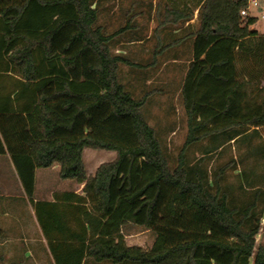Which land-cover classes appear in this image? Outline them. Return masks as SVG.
Instances as JSON below:
<instances>
[{
    "label": "trees",
    "instance_id": "obj_1",
    "mask_svg": "<svg viewBox=\"0 0 264 264\" xmlns=\"http://www.w3.org/2000/svg\"><path fill=\"white\" fill-rule=\"evenodd\" d=\"M248 3L0 0V113L28 120L25 145L4 130L0 154L29 199L37 168L58 163L91 206L57 264H264V34ZM178 67L187 133L174 157L176 119L153 124L147 110L175 91L158 80ZM86 148L117 155L89 175ZM129 222L153 231L151 248L126 242Z\"/></svg>",
    "mask_w": 264,
    "mask_h": 264
},
{
    "label": "crops",
    "instance_id": "obj_2",
    "mask_svg": "<svg viewBox=\"0 0 264 264\" xmlns=\"http://www.w3.org/2000/svg\"><path fill=\"white\" fill-rule=\"evenodd\" d=\"M197 13L198 10L193 22ZM0 119V133L5 130L9 137L6 140L2 135L5 144L14 148L25 145L26 113H0ZM3 163L8 165V170ZM100 164L88 171L89 175ZM84 185L75 179L61 178L60 165L55 163L37 168L34 199H29L11 152L0 154V253L6 257L3 264H57L56 256H72L80 247L79 235L87 229L85 215L91 210ZM131 223L122 227L126 241L133 235V230L125 229Z\"/></svg>",
    "mask_w": 264,
    "mask_h": 264
},
{
    "label": "rangeland",
    "instance_id": "obj_3",
    "mask_svg": "<svg viewBox=\"0 0 264 264\" xmlns=\"http://www.w3.org/2000/svg\"><path fill=\"white\" fill-rule=\"evenodd\" d=\"M260 1V7L251 6L252 13L258 16L257 21L251 25L252 29L258 30L260 33L264 34V17H262V14H264V0ZM155 24L152 23L151 26H154ZM218 49V48H216ZM211 55L209 57H205L202 62L211 64L214 59H218L220 57V50H217L215 52L212 50L210 53ZM202 65L200 63V71L202 69ZM187 71V68H170L167 72H161V75L163 76L160 81L164 87L168 89H172L175 91L167 92V94H164L160 97H158V104L154 106L152 109H148V116L151 121V123H157L159 122L161 125L167 124L169 120L176 119V126L175 130L168 132L165 134V138L168 143L169 150L171 154L175 157L183 144L186 133H187V122H186V104H185V97L183 96V90H182V77L185 75ZM194 79V78H193ZM193 90L194 86L190 84L189 86V94H188V102H191V99L193 97ZM173 104L174 108L168 110L170 105ZM116 151L112 150H106V149H94V148H86L84 151V161L87 166L88 171H92V169L98 164L102 163L104 161H109L115 158ZM3 166L6 167L8 170L9 167L7 164L3 163ZM127 230H133L132 237H129L126 242L128 243H134L143 246L146 249H149L152 247L155 234L152 230L149 228L136 224L131 223L128 224V226L125 227ZM261 233L258 234L257 240H261ZM102 264H112L110 262H104Z\"/></svg>",
    "mask_w": 264,
    "mask_h": 264
},
{
    "label": "built area",
    "instance_id": "obj_4",
    "mask_svg": "<svg viewBox=\"0 0 264 264\" xmlns=\"http://www.w3.org/2000/svg\"><path fill=\"white\" fill-rule=\"evenodd\" d=\"M252 5L259 8L260 7V1L259 0H249L248 7L243 9L241 11V14L244 15V16H247L248 14H252L251 11H250ZM252 15H255V14H252ZM255 16H257V15H255ZM262 17H264V14H262Z\"/></svg>",
    "mask_w": 264,
    "mask_h": 264
}]
</instances>
